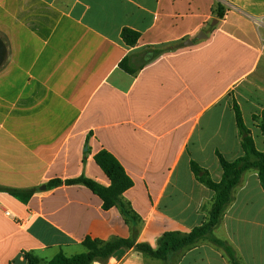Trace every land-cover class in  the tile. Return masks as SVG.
Segmentation results:
<instances>
[{"label":"crops","instance_id":"1","mask_svg":"<svg viewBox=\"0 0 264 264\" xmlns=\"http://www.w3.org/2000/svg\"><path fill=\"white\" fill-rule=\"evenodd\" d=\"M124 29L140 34L136 46L123 43ZM0 39V186L36 190L28 203L0 191V264H28L27 253L45 263L71 257L87 237H131L121 210H104L89 188L41 189L82 175L109 186L94 159L102 150L133 180L123 198L138 241L154 249L164 233L208 222L215 193L191 164L220 182V157L243 156L236 108L264 152V0H0ZM178 44L135 75L119 68ZM214 235L240 264H264L257 172L243 176ZM106 264L232 263L202 240L168 262L125 250Z\"/></svg>","mask_w":264,"mask_h":264},{"label":"trees","instance_id":"2","mask_svg":"<svg viewBox=\"0 0 264 264\" xmlns=\"http://www.w3.org/2000/svg\"><path fill=\"white\" fill-rule=\"evenodd\" d=\"M226 9L221 2H218L214 8V15L221 19L225 16ZM122 41L126 46L134 47L137 45L140 34L131 29H124L122 32ZM183 44L168 46L152 50L154 57L150 61L133 63V57H125L120 63L119 68L124 72L135 75L145 65L164 53L172 52L181 48ZM236 121L240 134L242 136L243 156L229 162L220 157L222 168V179L220 182H214L207 171L200 168L196 163H192V171L197 180L215 193L214 203L210 210L208 222L195 228L190 233L167 232L157 240V247L154 249L147 243L138 241L140 232L139 220L136 213L124 201L123 195L134 185L133 180L128 176L121 163L108 151L102 150L94 157L95 162L110 180L109 186H104L97 181L80 176L66 180L54 179L46 183L48 190L59 188L63 185H82L89 188L97 195L103 203L104 210L119 208L127 221L132 224V233L130 238L115 237L109 241H101L87 237L82 245L85 248L83 253L66 256L63 252L58 253L50 262H43L37 256L27 253L25 258L28 264H106L116 253L125 250H134L142 254L145 258L168 262L173 256L181 253L202 240L222 248L229 257L232 264H240L236 258L233 249L224 241L214 235L218 228L224 213L233 200V192L241 183L243 176L249 171L258 173L262 188L264 189V152L257 150L250 131L245 127L240 111L236 108ZM262 130L264 131V112L262 119ZM0 191L5 192L23 203H28L35 193V189L20 190L0 186Z\"/></svg>","mask_w":264,"mask_h":264},{"label":"water","instance_id":"3","mask_svg":"<svg viewBox=\"0 0 264 264\" xmlns=\"http://www.w3.org/2000/svg\"><path fill=\"white\" fill-rule=\"evenodd\" d=\"M217 21L215 20L214 23H216ZM186 45H192V42H186ZM5 55H6V48L5 45L3 43V41L0 39V66L2 65L4 59H5ZM42 190H46V186H42L41 188Z\"/></svg>","mask_w":264,"mask_h":264},{"label":"built area","instance_id":"4","mask_svg":"<svg viewBox=\"0 0 264 264\" xmlns=\"http://www.w3.org/2000/svg\"><path fill=\"white\" fill-rule=\"evenodd\" d=\"M7 215H10L9 213H7Z\"/></svg>","mask_w":264,"mask_h":264}]
</instances>
